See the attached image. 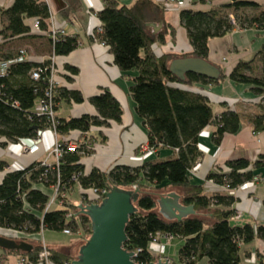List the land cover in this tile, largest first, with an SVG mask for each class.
I'll list each match as a JSON object with an SVG mask.
<instances>
[{"label": "trees", "instance_id": "16d2710c", "mask_svg": "<svg viewBox=\"0 0 264 264\" xmlns=\"http://www.w3.org/2000/svg\"><path fill=\"white\" fill-rule=\"evenodd\" d=\"M101 2L102 7L95 12L101 26L88 35V41L107 46L115 65L121 71L136 72L130 93L136 112L146 126V144L154 151L158 148L172 149L177 155L154 162L146 160L135 167L116 165L106 172L96 168L86 172L81 159L93 153L94 141L88 132L92 127H108L112 122L119 123L122 106L103 87L89 98L97 114L59 118L56 114L58 102L82 103L84 96L79 90L56 86L53 94L56 131L61 136L70 135L74 131L80 133L75 140L77 147L68 150L62 144L58 166L34 161L23 170L6 172L8 163L0 161V173L5 172L0 181V228L22 231L33 237L45 228L60 231L69 228L73 234L82 228L90 235L87 216L68 218L66 215L68 211L76 212V205L70 197L77 186L82 190L100 189L107 187L108 183L127 189L135 186L139 191L150 192L176 187L182 192V204L193 205L194 210L204 211L206 216L191 215L180 221L166 220L157 212L155 195L141 192L136 203L139 212L130 216L125 230L128 240L124 247L139 250L134 261L137 264H150L158 258L167 259L150 249V243L157 234H166L184 240L179 250V264H197L201 259H206V264H244L243 259L249 258L251 254L242 252V246L254 239L264 241V225L249 221L236 223L232 219L237 213L232 207L236 199L231 192L258 176H263L264 180V152L258 154L254 161L245 158L228 160L225 172H209L206 179L219 186L221 190L218 191L207 192L203 183L195 182L189 172L201 156L198 139L207 126L213 125L216 142L225 133H238L243 118L251 124L253 133L264 131V43L250 60L239 61L228 75L218 66L220 76L217 79L190 72L181 80L168 69V64L178 56H196L207 60L209 39L222 37L235 28L264 31V0H227L210 5L207 9L186 6L177 10L180 24L186 30L193 47L191 53L182 55L159 54L154 49L166 43V35L169 34L172 39L175 35V29L165 21L167 9L163 0ZM67 4L58 13L66 23L71 22L72 15L77 11V5ZM89 11L93 13L92 9ZM50 16L51 8L45 0H12L8 6L0 5L2 149L10 142L35 138L38 130L51 126L47 117L35 111L37 101L44 97L49 84L51 61L47 58L42 63L32 59L15 62L20 50L26 51L27 57L30 51L12 45L15 41L26 39L41 40L43 51H47L45 57L67 55L75 50L80 45V34L67 33L65 30L64 34H58L53 39L47 32ZM34 19L39 22L45 34L33 29ZM151 24L161 25V29L155 31ZM3 62L8 63L6 70L1 67ZM40 67V78L32 79V70ZM68 69L72 74L77 73L76 68ZM225 78L248 86L259 97L254 106L258 111L244 113L237 109H227L215 116L209 99L198 92H201L199 86L218 83ZM57 182L61 191L67 194L66 207L46 211L51 186ZM6 251L23 254L29 264L37 263L38 248H33L31 252ZM50 252L53 264H71L74 259L70 252L53 247ZM247 264H264V255L256 252L255 261Z\"/></svg>", "mask_w": 264, "mask_h": 264}, {"label": "crops", "instance_id": "0c3cea01", "mask_svg": "<svg viewBox=\"0 0 264 264\" xmlns=\"http://www.w3.org/2000/svg\"><path fill=\"white\" fill-rule=\"evenodd\" d=\"M83 1L86 3L83 12L90 21L86 25L83 17L78 16L82 21L76 19L77 12L72 15L70 23L75 30H72V26L67 25L66 32L77 31L80 34V45L69 54L56 57L54 78L58 87L79 90L84 96V101L82 103L60 101L57 105L56 114L59 118L97 114L95 107L89 102V98L97 94L103 87L107 88L122 106V116L119 123L112 122L108 127H92L88 132L94 141L93 153L81 159L85 171L89 172L96 168L106 172L116 165L135 167L146 160L154 162L175 157L177 152L167 148H158L146 158L142 157L140 146L147 143L148 135L144 120L137 114L135 102L130 93V86L136 72L121 71L115 65L107 46L100 42L90 43L88 41L89 28L97 24V20L92 18L89 10L92 8L98 10L102 7V2L101 0ZM130 1L132 0H126V2ZM225 1L227 0H204L203 2L190 0L188 6L196 9H207L210 5H217ZM255 1L263 2V0ZM11 2L12 0H7L6 4L3 5L8 6ZM63 2L65 1L49 0V6L59 24H62L64 20L58 16V13L67 6V3L65 2L64 5ZM164 18L166 23L175 29L174 39L168 34L166 35V43L162 46H155L154 49L159 54L182 55L191 53L193 47L187 38L186 30L180 24L179 11L165 12ZM40 42L41 40L35 45L30 42L27 43L31 48L29 51L35 59L38 56L47 55V51H43ZM263 43L264 31L256 28H235L222 37L209 39L207 60L220 66L228 75L239 61L250 60ZM68 67L76 68L77 73L72 74ZM199 87L209 99L215 116L227 109H237L243 112L241 110L243 104L253 105L259 99L250 91L248 86L236 84L228 78L218 83ZM214 131L213 125H210L199 134L198 148L201 156L189 172L195 182L203 183L207 192L221 190L214 182L206 179L209 172L220 170L225 172L228 160L245 158L254 161L258 154L264 152V131L253 133L251 124L246 118H243L238 133H225L219 142H216L213 137ZM70 136L72 138L79 137L80 133L74 131ZM50 144L51 134L47 132L34 152L14 156L8 149L0 148V156L5 157L7 163L16 161V165H26L34 159L43 158ZM14 149L19 151L18 148ZM262 172L264 173V170ZM256 178L258 180L247 182L231 192L236 199L232 207L240 215L239 219L234 220L236 223L249 221L264 225V180L263 176ZM168 190H173L180 195L182 193L176 187H167L160 192ZM202 212L206 216V212ZM242 252H249L250 254L258 252L264 255V241L254 239L242 246ZM197 264H206V259H201Z\"/></svg>", "mask_w": 264, "mask_h": 264}, {"label": "water", "instance_id": "95a60500", "mask_svg": "<svg viewBox=\"0 0 264 264\" xmlns=\"http://www.w3.org/2000/svg\"><path fill=\"white\" fill-rule=\"evenodd\" d=\"M150 26L155 31L161 29V25L151 24ZM168 69L181 80L185 79L186 74L190 72L213 79L220 76V69L217 65L196 56L175 57L169 62ZM107 186L109 191L100 203L77 206L78 213L88 217L91 233L76 248L74 252L76 257L71 261V264H137L134 261L136 253L126 249L124 243L128 240L125 230L129 218L132 214L139 212L136 203L141 192L151 193L158 197L157 212L166 220L180 221L191 215L205 216V213L194 210L193 205L182 204L180 194L173 190L154 193L139 191L137 188H122L108 183ZM0 248L31 252L34 246L26 240L0 235ZM150 264L173 263L168 258H158L157 261L150 262Z\"/></svg>", "mask_w": 264, "mask_h": 264}, {"label": "built area", "instance_id": "2783aa9c", "mask_svg": "<svg viewBox=\"0 0 264 264\" xmlns=\"http://www.w3.org/2000/svg\"><path fill=\"white\" fill-rule=\"evenodd\" d=\"M47 3L48 1L45 0ZM190 0H163V4L167 10H170L172 8L180 10L181 8H184L188 6V3ZM49 4V3H48ZM92 18H95L97 20V24L91 26L89 28L88 35H91L93 30L99 29L101 26L100 21L92 15ZM48 24V31L53 39H55V36L58 34H64L66 30V22H62V24H59L55 20V16L52 13L51 10V16L47 20ZM33 29L39 33L45 34L44 31H41L39 22L34 19L33 21ZM77 32V31H75ZM20 55L14 60L15 62H21L25 59L31 60L30 57H27L26 51L20 50ZM49 58L51 61L50 65V70H51V76L49 78V84L48 87L45 90L44 97L39 99L35 105V111L37 112L38 115L47 117V120L50 121L51 126H48L47 128L43 130H38L37 136L35 138H22L17 142H10L8 143L6 149H8L14 156H19L21 154H29L34 152L40 142L42 141V138L45 133L49 132L51 134V144L48 147L47 150V156L46 159H34L32 160L29 164L26 165H16V161H13L11 163H8V166L6 167V172L9 171H16V170H23L26 168L28 165L32 164L34 161H40L42 164H48V165H59V160L62 155L61 149H62V144L67 146L68 150H75L77 147V143L75 140H77V137H71L70 135H65L61 136L58 134L56 131V115H55V110H54V104H53V94H54V88L57 86L56 81L54 79V66L56 62V57L54 55H51L49 57H41L38 59L36 62L42 63L43 60ZM1 67L3 70H6L8 67V63L3 62L1 64ZM42 72V67L37 68L32 70L30 77L34 80H38L40 78V74ZM14 148H18L19 151H16ZM141 149V154L143 158H146L150 154L154 152L153 149H151L147 144H143L140 146ZM52 159L51 161L49 160ZM5 172L0 173V181L3 178ZM254 180H257L255 178ZM78 193H79V198L76 205V212L68 211L67 212V217L68 218H79L82 214L78 213V205L79 204H91V203H100L101 200L105 197L107 192L109 191L108 186L100 189H86L82 190L80 187H78ZM135 188V186H133ZM66 197L67 194L66 192L61 191L59 187V182L57 184H53L51 186V193L48 196V200L46 202L45 210H50L53 208H62L64 209L66 207ZM74 202V201H73ZM240 215L238 213L235 214V216L232 218L234 220L239 219ZM42 229L37 236H39L42 231ZM65 234H73L69 228H66L63 230ZM81 228L77 229V232L75 234L80 235ZM0 235H4L6 237H10L13 239H19V240H26L28 237H32L33 235L27 234L22 231H15V230H8V229H3L0 228ZM172 238L171 235H166V234H157L154 240L150 243V249L153 251H158L161 252L163 250L162 248V239H166L168 242ZM39 252L37 253V263L36 264H53L50 257H51V252L50 248L45 245V243L42 240V243L39 245ZM137 255L139 250L134 251ZM16 264H29L28 259L26 256L23 254H16ZM248 263H253L255 261V254H251L249 258L245 260Z\"/></svg>", "mask_w": 264, "mask_h": 264}, {"label": "rangeland", "instance_id": "374dc122", "mask_svg": "<svg viewBox=\"0 0 264 264\" xmlns=\"http://www.w3.org/2000/svg\"><path fill=\"white\" fill-rule=\"evenodd\" d=\"M47 1L49 3V0H47ZM62 1H65V2L67 1V2L71 3L72 4L71 6H75L76 7V5H77V7H76L77 8L76 19L78 18L80 21H82L80 19V17H83L84 23L86 22V25L88 24L90 19L83 12L85 10V4H86L83 0H62ZM6 2H7V0H0V5H1V3H2V5L6 4ZM65 2L63 3L64 5H65ZM67 6H68V4H67ZM176 10H178V9L172 8L170 10H167V12L168 11H176ZM92 11H93V13L91 15L96 17V15H95L96 9L92 8ZM78 16H80V17H78ZM66 25L72 26L69 21H67ZM68 26H66V27H68ZM76 28H78V27H76ZM72 30H75V28H73V26H72ZM29 42L30 43L31 42L38 43L39 41H29V40L15 41V42L12 43V45L15 48H17V49L21 48V49H25V50L28 51V49H31L27 45V43H29ZM29 57L32 60L37 61L41 57H45V56L41 55V56H38L35 59V57L31 55V51H30L29 52ZM258 101H259V99H258ZM254 106H255V104H253V105L243 104L241 106V110L243 112H246V113H252L254 110L258 111V109H256ZM46 157L48 158L47 153H46V155L43 158H40V159H46ZM2 160L5 161L6 159H5V157L0 156V161H2ZM49 160L51 161L50 158H49ZM158 192H160V191H154V193H158ZM78 198H79V193H78V189L76 187V190L71 195L70 199L72 201H74V203L77 204ZM156 199H158V197H156ZM88 236L89 235H87L82 228H81L80 235H78V234H65L63 231H60V230H54V229L45 228L39 236H37V237H33V236L32 237H28L27 241L30 242L31 244H33L34 248H39V245L42 243V240H43L45 245H47L49 248H52V247L56 248V249H58V248L62 249L63 248L61 251L68 252V253L70 252L71 255L74 256V258H75L76 256H75L74 252H75L76 248ZM79 237H80V239H79ZM161 243H162L161 245H162L163 250H161V252H158V251L157 252L154 251V252L156 254H160L161 256L167 257L168 259L171 260V262L173 264H179L180 263L179 262V250L182 247V245L184 244V240L182 238H180V237L173 236L170 239L169 242L166 239H162ZM15 254L16 253H9L6 250L0 248V264H16V256H15ZM245 260L246 259H243V262H244V264H247V262Z\"/></svg>", "mask_w": 264, "mask_h": 264}]
</instances>
